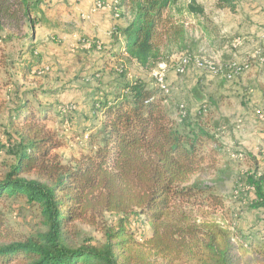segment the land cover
Returning a JSON list of instances; mask_svg holds the SVG:
<instances>
[{
	"label": "trees",
	"instance_id": "trees-1",
	"mask_svg": "<svg viewBox=\"0 0 264 264\" xmlns=\"http://www.w3.org/2000/svg\"><path fill=\"white\" fill-rule=\"evenodd\" d=\"M49 1L0 0V37L10 41L24 27L29 30L23 35L28 72L40 66L31 33ZM215 1L235 12L236 0ZM178 2L119 0L120 17L124 9L130 21L111 28V37L121 39L114 56L151 69L179 54L195 55L183 23L170 15ZM186 10L204 13L193 0ZM89 41L85 50L102 49L98 40ZM161 95L140 78L121 83L95 106L103 118L89 135V152L66 162L53 152L60 144L44 126V109L33 108L22 96L13 99L9 123L12 118L19 124L6 145L12 163L0 176V199L20 196L36 205L43 230L0 244V263L264 264L263 232L230 227L213 216L198 219L203 209L224 207L202 179L207 164L200 148L207 133L201 127L184 130L164 108ZM180 110L185 118V108ZM241 183L243 212L264 213V172L255 167ZM83 225L99 232L102 241H76ZM144 225L147 237L139 231Z\"/></svg>",
	"mask_w": 264,
	"mask_h": 264
},
{
	"label": "rangeland",
	"instance_id": "rangeland-1",
	"mask_svg": "<svg viewBox=\"0 0 264 264\" xmlns=\"http://www.w3.org/2000/svg\"><path fill=\"white\" fill-rule=\"evenodd\" d=\"M82 1L51 0L42 6L43 19L31 33L39 55L34 60L40 59L39 69L34 68L31 72L23 69L28 67L29 54H26L24 44L28 40L23 37L29 33L27 27L10 41L0 37V61L5 62L0 66V176H4L12 163L6 145L9 134L19 124L12 118L13 123H9V116L14 112L11 109L13 99L17 96L29 100L35 109H44L43 114L47 116L44 126L54 133L60 144L53 152L66 162L89 152V135L99 127L103 118L95 107L97 102L111 96L121 83L135 78H140L150 88H156L150 75L152 68L145 69L125 59L119 60L114 56L115 50L105 41L98 40L100 50H85V42L97 40L89 34L88 21L98 10L93 9L94 0H91L90 7L76 12V6ZM209 2L205 0L204 5L213 20L216 10L209 7ZM236 2L237 11L234 13L227 9L217 11L220 29L210 26L212 20L209 18L204 20L214 37L213 51L194 52L200 47L197 43L191 53L221 61H240L256 50L264 52V22L258 23V18L249 14L251 4L259 7L264 1ZM126 15L123 9L120 18H126ZM188 19L190 17H185V21ZM192 21L190 19L188 30L192 36L195 33L199 36V32H195L197 24ZM111 28L106 32L110 33ZM237 37L242 39V44L233 47L232 42ZM166 63L169 91L161 95L163 106L176 122L183 123L184 130L201 127L207 133L200 148L207 164V173L202 179L220 195L224 205L222 211H199L198 219L209 220L213 216L230 227L244 231L252 227L254 231L264 233V213L243 212L246 189L241 183L242 176L255 167L264 172V66L254 61L246 72L232 81L221 82L219 78L193 67L184 74H176L172 61ZM180 106L186 110L185 118ZM61 109H66V113H60ZM237 209L241 210L238 217L235 215ZM0 217L3 220L0 244L43 230L38 207L29 204L24 197H2ZM105 218L108 222L113 219L107 214ZM79 228L81 231L76 234V241L83 242L88 237L94 242L102 241L100 233L92 228L84 225ZM139 231L149 236L145 225Z\"/></svg>",
	"mask_w": 264,
	"mask_h": 264
},
{
	"label": "crops",
	"instance_id": "crops-1",
	"mask_svg": "<svg viewBox=\"0 0 264 264\" xmlns=\"http://www.w3.org/2000/svg\"><path fill=\"white\" fill-rule=\"evenodd\" d=\"M90 1L91 0H85V1L83 0L80 5L76 6L75 8L76 12L86 10L88 7H90V3H91ZM190 1L192 0H188L184 3V2H180L179 0L178 4L174 8H172V10L170 11V15L173 16L174 18H177L183 23L184 28L187 33L189 45L190 44L196 45L197 43L200 44V47H199L200 49L197 48L194 51L203 49L208 52H212L214 37L212 36L210 31L207 29L206 25L204 24L205 18H209L210 21L212 20V18H210V16L207 13L206 6L204 5L205 0H193L195 1L196 4L200 5L203 8V11H204L203 15H197L194 13L187 12L186 5ZM209 1H210L209 7L212 8L213 10H216L214 12L215 14L212 15V16H215V18H213L210 26L218 30L220 29L221 25L218 23V18L216 17V14L218 13L217 11L224 10L227 8L217 7L215 0H209ZM255 1H259V0H255ZM260 4L261 6L259 7H256V4L255 5L251 4L250 5L251 7H249V9H252V10L249 11V14H254L255 17H257L259 20L258 23L262 24L264 22V2H260ZM236 6H237V2H236ZM227 10L229 11V9ZM236 11H237V8H235V12ZM259 11H260L259 15H256L258 14ZM229 12L233 13L231 11ZM126 16H127L126 18L115 19L112 17L111 10L107 8L98 10L96 11V13H94V17L92 18V20L88 21V26H89L88 28L90 30L89 34L95 39L97 38V40L100 39L101 41H105L107 45L111 47V49L116 50L115 47H118V45L121 43V39L119 38L118 41L115 40L113 37H111L110 33L106 31H108L113 25L117 27L126 26L127 23L130 21V16L128 14ZM185 17H188V18L190 17V19L193 20L192 22H195L197 24L195 32H199V36H197V33L193 34L194 36L191 35V32L188 30V27H187L188 25H191V23L189 22L190 19L185 21ZM253 19L255 18L253 17ZM219 33H223V32H219ZM258 33L259 31L256 33V35H258Z\"/></svg>",
	"mask_w": 264,
	"mask_h": 264
},
{
	"label": "built area",
	"instance_id": "built-area-1",
	"mask_svg": "<svg viewBox=\"0 0 264 264\" xmlns=\"http://www.w3.org/2000/svg\"><path fill=\"white\" fill-rule=\"evenodd\" d=\"M119 0H94L93 9L101 10L107 8L113 11V17L115 19L120 17L121 9L118 7ZM242 44V39L237 37L233 40L232 46L239 47ZM99 47V45H97ZM84 47L90 48L91 42L84 43ZM173 70L176 74H184L190 67L204 71L211 76L223 78L226 81L233 80L236 76L246 72L251 63L257 61L264 66V52L262 49L256 50L254 54L247 58L237 60L221 61L215 58L202 57L200 55L191 54H179L172 58ZM168 64L164 61H160L154 68L150 70V75L153 78L155 87L160 89L163 94H168L169 84L167 80ZM181 108L183 106H180Z\"/></svg>",
	"mask_w": 264,
	"mask_h": 264
}]
</instances>
